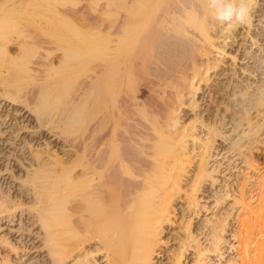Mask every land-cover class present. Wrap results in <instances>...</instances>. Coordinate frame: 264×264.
<instances>
[{
  "label": "bare ground",
  "instance_id": "1",
  "mask_svg": "<svg viewBox=\"0 0 264 264\" xmlns=\"http://www.w3.org/2000/svg\"><path fill=\"white\" fill-rule=\"evenodd\" d=\"M51 1L0 0V264H264V0L232 26L207 0H117L113 21L76 17L71 34ZM240 33L222 101L200 109L201 82L227 75L219 39ZM76 67L70 95L53 77ZM219 138L245 163L237 189L217 188ZM209 185L217 210L196 231Z\"/></svg>",
  "mask_w": 264,
  "mask_h": 264
},
{
  "label": "rangeland",
  "instance_id": "2",
  "mask_svg": "<svg viewBox=\"0 0 264 264\" xmlns=\"http://www.w3.org/2000/svg\"><path fill=\"white\" fill-rule=\"evenodd\" d=\"M52 1H51L52 2V5L54 6L53 7V10L55 8V10L53 11L54 12L53 13V16L58 17L59 15L62 14L61 16H65V17L69 16L70 18L69 17H67V18H69L71 20H72L73 17H74L73 20H75V18L77 17L76 20L79 21V23H80L79 24L75 20V22H73L74 25L73 24L72 25L69 24L67 27H66V24H65V27H64V25H61L62 27H60V25L57 26V27L54 26L53 32L56 31V33L60 31L61 33H64V34L67 33V32H68L67 34H69V33L71 34L73 32H76V29H75L76 27H78L77 28V31H79L80 28H81L80 31H84L86 29V32H87V29L89 28L90 31L92 30L91 32H98V30H100V25H99L100 23H98L99 17L102 18L104 16L103 19H100V22H101V20H105L106 21L105 18H108V20H110V19L111 20L112 19L114 20L115 19L114 17L116 16L115 15L116 9L114 7H115V4H116L115 1H117V0H52ZM78 8H80L81 11L76 12V10ZM85 15L86 16H88V15L89 16H93V17H95V19L97 18L98 19L97 20V23H96V20H95V22L93 21V22H91L89 24L90 20H87L84 17ZM77 23L79 25L74 28V26ZM86 24H88L87 27H86ZM84 25L86 27V28L84 27L85 29L83 28ZM79 26H81V27H79ZM62 28H65V29H62ZM73 28H74V31L72 32ZM89 29H88V32H90ZM241 37H243V36L240 33L239 36L237 37L236 42L231 43L232 45L230 44V42L232 40L231 38H227L226 40H224V37H221L219 39L222 42L221 45H224V46L226 45L225 46L226 52L228 51V55H226L225 57H223L224 59L222 58V60H221V63H222L221 66L222 67L220 66L219 68H221L220 69V72H222V70L225 69L226 70L225 73H227V75L226 76L225 75L219 76V74L217 75L215 73L216 72L215 71V72H212L213 74H211L212 75L211 76V80L208 83V85L204 81L201 82L202 89L199 90L198 93H197V95H196V99H198V102L201 105L200 106V109L201 108L203 109L205 106L206 107L209 106V107H211V108L214 109L216 106L217 107L219 106V105H217V101H215V99L216 100L219 99V101L221 99V101H222V99H223L222 97H224L223 96L224 93H221L222 94L221 98L219 97L221 94L216 93V89L219 86L218 82L220 80L225 82L227 80V79L224 80L225 77L228 78L230 76L231 68L234 65L233 60H231L232 59L231 58V55H238V57H239L245 51L244 50V46H242L244 42H243V39ZM262 42L264 43V40H262ZM227 43H229V44L227 45ZM15 45L16 44H14L13 46H15ZM259 53H260V51H259ZM56 54H58V52H56ZM245 61H246V59H245ZM80 70H81V68H77V67L76 68L69 69V70H65V71H62L61 73L60 72L59 73H56L55 76L53 77V79L56 78L54 80H59V79L66 80V82L68 84L67 87H69V93L71 95V94H73L79 88V86L81 84L82 74L83 73ZM27 77L28 76H26V79H23V81L21 83V87L23 88V90H25V89L27 90L29 88H32V86L35 85L33 79L30 78V77L29 78H27ZM221 78H223V79H221ZM251 78H253L252 80H254V79L258 80V77L257 76L251 77ZM212 81H214V82H212ZM209 84H211V85H209ZM204 94H206V95L210 94V97H215V99L213 101L211 100V102H208V101H206V98H204ZM211 94H212V96H211ZM213 95H215V96H213ZM65 99L66 98L64 97L63 100L60 101L61 102L60 105H62V103H63V101ZM29 102L31 103L32 101L31 100H27V101L23 102L24 103L23 105L30 104ZM221 105H222V107H220V108H223V104H220V106ZM181 108H182L181 110L184 111V112L181 111L182 113L180 112L181 115H182V117H183L181 119V121H182L181 124L184 123L183 121L192 122L194 120V117H195V113H196L195 110H193L189 106V104H184ZM8 109H10V107H8V108L5 107L3 109L0 108V114L3 115L4 117H6L7 115L10 114L8 112ZM255 113L256 112H254V114ZM7 118L9 119L10 116H7ZM201 134H203V133H201ZM216 145H217V148L215 150L214 157L212 158L211 165H214V167L215 166H220L221 169H222V172H223V173H220L219 174V179H222V181H220V184H218L219 186L217 185V188L220 189V186L225 183V180H227L228 183H230V187L232 186L231 187L232 189H237V186H236L237 185V182H238L237 180L240 177H242L243 174H244L243 172H244V170L246 168L245 167V163L242 162L241 159L240 160H237L238 162L235 161V163H233L234 162V159H235V156H233L234 154L231 151H229V145H228L227 141H224L222 138H219L216 141ZM255 151H256V154H255L256 158H258L261 161V163H263L264 162V153H261L262 151H259V150H255ZM260 154H262V155H260ZM227 166H229L230 169L227 168ZM224 176H225V179H223ZM206 184L208 185V183H206ZM205 187H206L207 190H204V197H203V201H202V205L204 207L201 208L200 215L197 216V218H195L193 220L194 221L193 228L195 227L196 228V231L198 230V227H200L202 225H205L207 223V219L212 218L213 217V212H216V210H217V208L215 207V203H214V201H215V195L214 194H216L215 193L216 189H212V188H214V186L212 188H210V185L208 186V188H207V186H205ZM231 199H232V197L229 198V201H231ZM183 201H184V199L181 200V201L178 200V202L180 204L177 202L178 203L177 206H178L179 211H181L185 207V205H184L185 203ZM230 203H232V202H230ZM175 218L178 220V217L177 216H175ZM177 225H178V223L173 224L172 226L169 227V230H171V227L172 228L174 227L173 228V230H174L175 229V226H177ZM173 230H171L172 231L171 233H173ZM166 237H169V239H171V235H168ZM190 254H189V259L187 261H191L193 259V257L195 256L193 253L191 255ZM228 254L229 253H226V255H228ZM168 262H169V260L168 259H165L163 261V264L164 263L165 264H168ZM213 264H220V262L217 261V263L215 262Z\"/></svg>",
  "mask_w": 264,
  "mask_h": 264
},
{
  "label": "clouds",
  "instance_id": "3",
  "mask_svg": "<svg viewBox=\"0 0 264 264\" xmlns=\"http://www.w3.org/2000/svg\"><path fill=\"white\" fill-rule=\"evenodd\" d=\"M210 15L222 25L245 24L249 17L248 0H207Z\"/></svg>",
  "mask_w": 264,
  "mask_h": 264
}]
</instances>
